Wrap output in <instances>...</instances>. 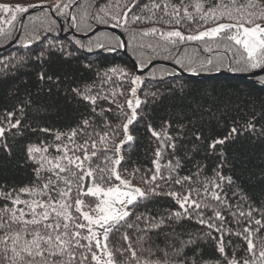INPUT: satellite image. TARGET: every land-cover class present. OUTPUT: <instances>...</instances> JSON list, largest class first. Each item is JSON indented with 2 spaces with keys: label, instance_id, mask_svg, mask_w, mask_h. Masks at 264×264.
Listing matches in <instances>:
<instances>
[{
  "label": "trees",
  "instance_id": "obj_1",
  "mask_svg": "<svg viewBox=\"0 0 264 264\" xmlns=\"http://www.w3.org/2000/svg\"><path fill=\"white\" fill-rule=\"evenodd\" d=\"M195 2L0 0V5L19 4L27 7V11L33 9L24 18L25 12L0 9V127L6 129L0 137V192L15 195L19 189L37 183L35 170L39 165L29 158V146L47 147L46 155L50 157L61 155L56 149L67 146L74 149V153L69 152L70 156L74 154L83 159V152L75 146L85 145L87 141L85 147L91 155L92 141H96L97 156L86 161L84 169H72L79 176L98 165L105 167V157L109 158L107 167L116 169L114 162L118 152L114 147L120 143L122 154L117 167L144 185L146 198L128 205L130 215L109 231L107 248L113 252L116 264H138V261L228 264L233 258L243 264L245 259H254L244 239V235H249L244 233L249 224L239 212L249 208L264 212V73L253 77L242 75L251 71L246 70L242 59L246 53L223 33L220 37L209 36L203 40L167 37L172 31L187 37L220 23L235 22L227 18L201 19L195 11ZM216 2L203 0L204 10ZM154 3L160 7H153ZM174 7L179 10V17L175 16ZM185 7L192 13V19L187 18ZM114 16L117 19H113ZM101 18L106 22H101ZM262 22L264 19L256 21ZM96 25L119 28L126 37L129 54L123 51L121 37L110 29H100L88 37L70 31L88 32ZM20 30L18 39L5 46ZM130 56L142 66L151 60L163 59L187 72L199 74H182L166 64H154L147 72L139 74ZM218 70L226 72L200 74ZM41 73L44 79L40 78ZM136 77L140 78L139 83H134ZM134 88L136 115L129 124L132 113L128 102L133 100ZM76 89L96 97L95 104L78 95ZM137 99L141 101L138 107ZM85 120L89 122L87 125L83 123ZM17 121L19 126L11 127ZM125 124L131 133L130 141L124 135ZM233 128L235 133H231ZM73 129L78 131L75 144L66 136ZM153 130L161 132L162 136L158 139ZM164 132L175 143L174 149L161 146V139L165 145L169 143ZM105 136L106 140L101 141ZM217 140L225 142L210 147ZM158 149L161 151L159 157L156 155ZM157 160L159 173L155 170ZM169 161L178 167L171 180L161 179L169 175L166 167ZM218 173L230 177L231 183L219 179ZM154 174L155 181L151 179ZM97 175L94 171L93 186V181L99 183ZM188 176L192 180L185 181L183 186L174 182L176 178ZM69 178L77 179L70 174ZM209 180L221 185V189L215 191H222L231 208L211 198L213 187ZM83 181L84 177L80 182L81 190H84ZM113 182L114 176L109 186ZM204 188L209 189L208 193ZM188 189H198L200 196L193 194V198L202 203L206 200L224 219L215 217L213 207L204 209V224L195 213L175 218L172 214L182 209L177 197L169 193L179 194ZM75 196L74 185L73 198ZM20 198L30 199L28 194H21ZM80 198L84 200L83 210H90V213L99 203L98 197L84 195ZM14 207L24 206H14L10 199L0 196V209ZM252 216L264 225V215L253 212ZM162 218L163 224L151 227ZM4 220L8 221L7 215ZM208 224L213 227L209 228ZM257 227L251 225L250 238L257 245L258 255L264 241V226H260L258 232L255 231ZM217 228L221 232H217ZM20 230V224H12L11 228L0 229V236L6 231ZM81 234L87 235V231L82 229ZM221 238L224 253L218 250ZM81 243L86 241L81 240ZM83 251L77 250V256ZM92 251L98 255L99 249L94 242ZM132 251L136 252L135 257ZM2 255L0 253V257ZM84 255L87 259L83 264H96L91 253L84 252Z\"/></svg>",
  "mask_w": 264,
  "mask_h": 264
},
{
  "label": "snow or ice",
  "instance_id": "obj_2",
  "mask_svg": "<svg viewBox=\"0 0 264 264\" xmlns=\"http://www.w3.org/2000/svg\"><path fill=\"white\" fill-rule=\"evenodd\" d=\"M135 6V5H134ZM67 7V5H65ZM147 7V5H145ZM153 7L159 8V4H153ZM15 12H26L28 9L23 5H0V9L5 11ZM195 11L200 15L201 19L207 20L209 18L213 20L227 18L234 23H220L216 27L210 28L206 31L200 32L197 35L184 37L179 31H172L167 33V37H180L181 39L188 40H203L205 37H220L223 33L224 36L234 41L236 45L240 46L246 56L243 57V61L246 64V70H261L264 71V25L256 23L257 20L264 19V0H217L214 6H210L207 11L204 10L203 0H196L194 4ZM103 10V9H102ZM131 9H129L130 11ZM175 16L179 17L180 12L175 7L173 9ZM187 18L192 19V13L187 11V7L184 9ZM126 15V14H125ZM12 19L15 20L16 16L13 15ZM117 19V17H113ZM139 19V17H135ZM101 22H106L101 18ZM155 31V29H153ZM174 43V41H173ZM211 51V49H209ZM180 61L178 60L177 63ZM211 60L208 61L211 64ZM239 63L240 61H236ZM44 79L43 73L40 76ZM51 79V77H49ZM140 78L136 77L134 83H139ZM78 95H82L84 99L89 100L95 104L96 97L90 95H84L79 89L74 90ZM135 93V88L132 90ZM131 107V101L128 102ZM141 101L136 100V106L140 105ZM9 116L12 113L8 114ZM135 108L132 110V117L129 118L128 123L132 122L135 118ZM11 124V122H9ZM19 121L15 124H11V127H18ZM87 125L89 122L85 120L83 122ZM128 125H124V130L127 131ZM6 129L0 127V137L4 136ZM47 131V129H44ZM236 129L233 128L231 133H235ZM230 133V134H231ZM78 131L73 129L69 134H66L67 139L75 144L74 138L77 136ZM153 135L158 139L162 136L161 132L153 130ZM163 136L169 143L165 145L164 139L160 140L162 147L175 148V143L171 142L172 138L167 136L164 132ZM60 135H57V139ZM101 141L106 140L105 137L100 138ZM127 140H132L131 135L127 136ZM224 140L214 141L210 147L215 148L216 144H223ZM88 142L85 141V145ZM96 141H92L93 151L89 155L88 149L85 145H77L83 152V159L80 156L69 155V152L74 153V149H69L67 146L63 148H57L56 151L60 152L61 155L57 157H50L46 155L48 152L47 147L40 146H29L27 151L29 158L36 160L39 167L35 170L37 183L32 186H26L19 189V193L13 195L12 192L4 193L0 192V196L5 199H10L12 204L23 205L24 207L19 208H3L0 209V229H8L12 227V224H20L21 230L15 232H5L3 236H0V264H76L79 260V264H83V261L87 259L84 252L91 253L92 260L96 261V264H101V257L96 252L92 251L93 242L97 249H100L106 259L103 264H116L113 252L107 248V240L109 231L119 225L121 221H124L126 217L130 215L127 210L128 205H132L137 202L140 198H146L145 192L139 187H133L127 180L122 181L125 187L119 185L109 186L113 176L116 180H120L119 174L115 171V168H108L107 163L109 158H104L105 167L101 168L99 165L96 169L91 171H84L79 176L76 171L72 169L82 170L86 161H90L92 157L97 156L95 151ZM38 154V158L37 155ZM157 157L161 155V151L158 149L156 153ZM115 165L120 163V160H115ZM156 165V173L160 172L159 161L154 162ZM166 167L169 169V175L161 177V179L171 180L172 173L175 171V167L172 162L169 161ZM96 172L99 183L93 181L94 186L89 187L85 190L80 189V182L86 175L88 177L93 176V172ZM48 172L51 175H42V173ZM64 174V175H62ZM77 178L73 180L69 178ZM219 179L225 180L227 183H231L230 177H223L217 174ZM151 179L155 181L157 176L154 174ZM192 177H180L175 179L177 185L183 186L185 181H191ZM209 184L212 185L213 190L211 192V198L216 201L219 205L226 208L232 206L227 203L226 197L222 195V191H215V189H221V185L216 183L215 180H209ZM74 185L76 189V196L73 198ZM155 192V189H152ZM209 189L204 188V192L208 193ZM21 194H28L30 199H21ZM193 194L200 196L198 189H188L186 192L175 193L171 192L169 195L177 197V202L180 205L181 211H176L172 215L179 219L183 216H191L193 213L199 218L201 224L205 223L203 218V211L206 208L213 207L206 200L202 203L200 200L194 199ZM98 197L99 203L96 204L95 208L90 211L83 210L84 200L81 196ZM203 200V197L201 198ZM239 210V206H237ZM214 215L216 218L223 220L224 217L221 212L213 207ZM73 212L77 215L74 216ZM253 212L260 213V209L249 208L248 211H240L239 216L243 217L248 221L249 227L244 229V233H237L238 235H244V239L248 244V251L252 254L254 259L249 261L243 260V264H264V241L261 242L260 250L255 251L257 245L253 243L250 238L252 233L251 225L255 224L258 227L255 231L260 230L261 220H257L252 216ZM8 216V221L4 220V216ZM235 216L236 213H233ZM9 221L11 223H9ZM86 222V223H85ZM163 218L151 227L158 228L163 224ZM93 226L103 229V241L102 244L100 233L94 229ZM208 227H213L212 224H208ZM85 229L87 235H82L81 230ZM217 232H221L220 228L216 229ZM30 237V238H29ZM125 239L127 237L125 236ZM81 240L86 241L82 244ZM191 243V241H188ZM83 249L84 251L77 256V250ZM218 250L220 253H224L223 239L219 242ZM179 252V249L176 250ZM11 253V255H9ZM131 255L136 256V252L132 251ZM167 255V253H165ZM62 257L60 260L54 259L55 257ZM138 264H151L150 261H138ZM167 264V262H165ZM183 264V261L180 262ZM228 264H240L235 258L228 261Z\"/></svg>",
  "mask_w": 264,
  "mask_h": 264
},
{
  "label": "water",
  "instance_id": "obj_3",
  "mask_svg": "<svg viewBox=\"0 0 264 264\" xmlns=\"http://www.w3.org/2000/svg\"><path fill=\"white\" fill-rule=\"evenodd\" d=\"M73 8V6H72ZM33 11V9H30L29 11L25 12L23 15H22V18H24L25 16H27L29 13H31ZM100 29H110L114 32H116L122 39V43H123V51L126 53V54H129L128 53V50H127V40H126V37L124 36L123 32L115 27V26H109V25H96L94 28H92L90 31L88 32H77L72 29L71 32L74 33V34H78L80 36H83V37H88L92 34H94L96 31L100 30ZM13 41L10 43L12 44ZM9 44V45H10ZM134 66H135V69L136 71L139 73V74H142L144 72H147L154 64H166V65H170L172 67H174L178 72L184 74V73H189V74H192V75H197L199 73H196V72H187L185 70H183L182 68H180L177 64L171 62V61H168V60H163V59H154V60H151L148 62L147 65L145 66H142L134 57L130 56ZM229 70H231V66H229ZM228 70V71H229ZM226 72V70H218V71H214V72H206V73H200L201 75H213V74H219V73H224ZM264 71H261L259 69L257 70H253V71H250V72H247V73H241L242 75H246V76H256V75H259L261 73H263Z\"/></svg>",
  "mask_w": 264,
  "mask_h": 264
},
{
  "label": "rangeland",
  "instance_id": "obj_4",
  "mask_svg": "<svg viewBox=\"0 0 264 264\" xmlns=\"http://www.w3.org/2000/svg\"><path fill=\"white\" fill-rule=\"evenodd\" d=\"M261 25H264V22H262V23H260ZM71 31V30H70ZM20 32H21V30L18 32V35L13 39V40H11L9 43H7L5 46H7V45H9L12 41H13V43L18 39V37H19V34H20ZM77 33V32H76ZM2 47H4V46H2ZM251 71H253V70H251ZM250 72V71H249ZM138 73V72H137ZM264 73V72H263ZM132 101H131V113H132V110H133V108H135L134 106H135V100H134V98L137 96L136 95V91H135V93L133 94L132 93ZM136 99V98H135ZM129 129V128H128ZM127 129V131H125L124 132V135L125 136H128V135H130L131 133L129 132L130 130H128ZM123 135V136H124ZM120 146H121V144L119 143V144H117L115 147H114V149L115 150H117V152H118V154L116 155V160L117 159H119V155H121L122 154V152H121V148H120ZM87 171H89V170H87ZM115 171L119 174V176H120V180H116L115 179V176H114V182L111 184V186H116V185H119V186H121V187H125L123 184H122V181H125V180H127V181H129L130 183H131V185L133 186V187H139V188H141L143 191L145 190V187H144V185L142 184V183H140V182H138V181H136V180H134L130 175H128V174H126L125 172H121L119 169H118V167H117V165H116V169H115ZM89 187H93V185L91 184V177H88V176H84V181H83V188H84V190L85 189H87V188H89ZM127 210H128V206H127ZM90 211V210H89ZM90 214H93V213H90ZM94 227V229L96 230V231H98L101 235H100V239H101V242H102V244L104 243V241H103V229L102 228H98V227H96V226H93ZM98 255L101 257V264H103V262H104V260L106 259V256L104 255V253L99 249V251H98Z\"/></svg>",
  "mask_w": 264,
  "mask_h": 264
}]
</instances>
